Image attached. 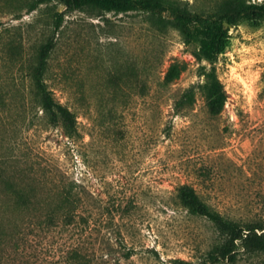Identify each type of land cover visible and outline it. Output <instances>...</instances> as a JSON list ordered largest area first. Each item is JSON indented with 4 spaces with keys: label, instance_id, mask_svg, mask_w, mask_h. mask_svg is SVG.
<instances>
[{
    "label": "rangeland",
    "instance_id": "obj_1",
    "mask_svg": "<svg viewBox=\"0 0 264 264\" xmlns=\"http://www.w3.org/2000/svg\"><path fill=\"white\" fill-rule=\"evenodd\" d=\"M183 1L204 11L231 0ZM28 5L0 0V192L73 185L85 223L32 233L9 264H64L75 237L94 264H203L222 232L188 210L184 182L228 215L264 219V21L243 20L221 37L218 24L195 22L187 41L168 16ZM54 34L45 77L77 115L73 136L44 111L32 76ZM218 78L221 113L203 87ZM188 87L196 100L177 110Z\"/></svg>",
    "mask_w": 264,
    "mask_h": 264
},
{
    "label": "trees",
    "instance_id": "obj_2",
    "mask_svg": "<svg viewBox=\"0 0 264 264\" xmlns=\"http://www.w3.org/2000/svg\"><path fill=\"white\" fill-rule=\"evenodd\" d=\"M62 1L67 7L83 10L129 12L141 11L149 15H163L171 18L187 41L193 37V23L218 24V35L225 36L229 26L243 20L264 21V1L231 0L213 10H193L183 0H29V10L37 9L41 4ZM64 15L56 13L55 30L62 25ZM56 45L55 34L42 45L38 63L32 71L36 87L42 97V107L55 124L62 122L70 136L78 132L77 115L60 101L46 80L48 61ZM219 52V51H218ZM215 64L217 53L209 55ZM206 68L203 74H206ZM209 75V73H207ZM210 78V77H209ZM206 89L209 107L215 113H221L226 90L218 79H208L203 85ZM196 100V88H186L177 99L175 108L186 109ZM178 191L191 213L209 217L220 228L222 236L205 255L203 264H239L242 260L250 264H264V219L244 220L228 215L212 206L189 182L181 183ZM82 195L73 186H64L56 191H2L0 203L15 208L0 209V264H9L10 251L21 252L30 241L32 233L42 232L62 225L72 230L79 229L85 223L81 209ZM13 200L15 203H13ZM178 264H192L184 258L174 259ZM64 264H94V257L75 237L66 250Z\"/></svg>",
    "mask_w": 264,
    "mask_h": 264
}]
</instances>
